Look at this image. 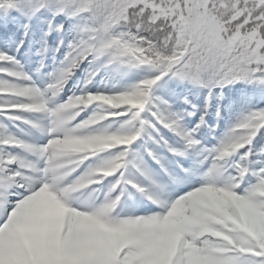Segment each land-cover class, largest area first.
I'll return each instance as SVG.
<instances>
[{"label": "snow or ice", "instance_id": "6c2138e0", "mask_svg": "<svg viewBox=\"0 0 264 264\" xmlns=\"http://www.w3.org/2000/svg\"><path fill=\"white\" fill-rule=\"evenodd\" d=\"M0 264H264V0H0Z\"/></svg>", "mask_w": 264, "mask_h": 264}]
</instances>
